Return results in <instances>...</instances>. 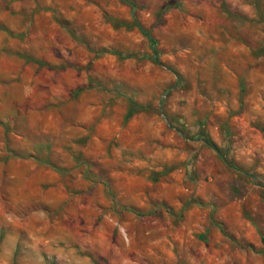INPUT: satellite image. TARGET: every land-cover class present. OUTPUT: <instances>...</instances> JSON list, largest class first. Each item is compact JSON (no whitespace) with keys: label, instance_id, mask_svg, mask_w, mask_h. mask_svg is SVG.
Instances as JSON below:
<instances>
[{"label":"rangeland","instance_id":"rangeland-1","mask_svg":"<svg viewBox=\"0 0 264 264\" xmlns=\"http://www.w3.org/2000/svg\"><path fill=\"white\" fill-rule=\"evenodd\" d=\"M128 1L0 0V264H264V0Z\"/></svg>","mask_w":264,"mask_h":264},{"label":"trees","instance_id":"trees-1","mask_svg":"<svg viewBox=\"0 0 264 264\" xmlns=\"http://www.w3.org/2000/svg\"><path fill=\"white\" fill-rule=\"evenodd\" d=\"M124 3H127L131 6L132 9H134V4L129 2L128 0H121ZM132 19H133V24L137 27V29L141 32V34L147 38L151 44V49H152V60L156 64H160L159 56L160 53L156 48V41L151 37L149 31H147L136 19L135 15L132 14ZM138 106L136 104H132L131 108L127 111V114L125 116V119L128 120L130 119L135 113L138 111ZM199 139H201L208 147L211 149L218 151V147L216 144H214L211 139L204 133V132H199L198 133Z\"/></svg>","mask_w":264,"mask_h":264}]
</instances>
